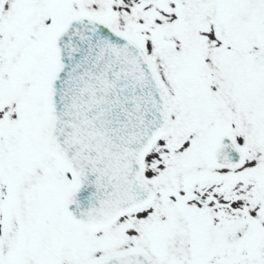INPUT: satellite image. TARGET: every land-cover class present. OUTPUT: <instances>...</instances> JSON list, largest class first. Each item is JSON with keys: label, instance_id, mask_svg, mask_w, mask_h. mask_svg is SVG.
Segmentation results:
<instances>
[{"label": "snow or ice", "instance_id": "obj_1", "mask_svg": "<svg viewBox=\"0 0 264 264\" xmlns=\"http://www.w3.org/2000/svg\"><path fill=\"white\" fill-rule=\"evenodd\" d=\"M0 264H264V0H0Z\"/></svg>", "mask_w": 264, "mask_h": 264}]
</instances>
